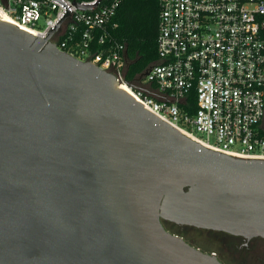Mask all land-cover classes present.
<instances>
[{
    "label": "water",
    "instance_id": "obj_1",
    "mask_svg": "<svg viewBox=\"0 0 264 264\" xmlns=\"http://www.w3.org/2000/svg\"><path fill=\"white\" fill-rule=\"evenodd\" d=\"M54 1L44 37L0 18V264H226L164 221L264 239V159L206 147L59 49L70 6L99 0Z\"/></svg>",
    "mask_w": 264,
    "mask_h": 264
},
{
    "label": "built area",
    "instance_id": "obj_2",
    "mask_svg": "<svg viewBox=\"0 0 264 264\" xmlns=\"http://www.w3.org/2000/svg\"><path fill=\"white\" fill-rule=\"evenodd\" d=\"M64 1L70 6L74 0ZM120 2L99 0L89 9L71 5L52 41L114 73L146 109L206 147L264 159V0H158V60L144 79L165 94L160 99L125 80V45H106ZM0 8L41 37L65 12L54 0H0Z\"/></svg>",
    "mask_w": 264,
    "mask_h": 264
},
{
    "label": "trees",
    "instance_id": "obj_3",
    "mask_svg": "<svg viewBox=\"0 0 264 264\" xmlns=\"http://www.w3.org/2000/svg\"><path fill=\"white\" fill-rule=\"evenodd\" d=\"M159 15L158 0H121L117 13L106 30L107 46L120 43L126 47L124 59L129 66L126 68L125 80L130 84L142 81L144 78H140L158 60ZM189 101L195 109V97H190ZM164 224L183 226L168 221H164Z\"/></svg>",
    "mask_w": 264,
    "mask_h": 264
},
{
    "label": "rangeland",
    "instance_id": "obj_4",
    "mask_svg": "<svg viewBox=\"0 0 264 264\" xmlns=\"http://www.w3.org/2000/svg\"><path fill=\"white\" fill-rule=\"evenodd\" d=\"M144 81L146 82L145 79ZM134 84L140 87L137 82ZM166 227L183 236L186 241L202 251L216 253L218 258L226 264H263L264 245H260L259 241L254 242L257 245L249 251L248 255V247L245 250H239L233 244L236 240L226 233L190 226L173 227L167 224Z\"/></svg>",
    "mask_w": 264,
    "mask_h": 264
},
{
    "label": "flooded vegetation",
    "instance_id": "obj_5",
    "mask_svg": "<svg viewBox=\"0 0 264 264\" xmlns=\"http://www.w3.org/2000/svg\"><path fill=\"white\" fill-rule=\"evenodd\" d=\"M217 232H222V231H217ZM223 233H226V232H223ZM226 234H228L231 238L236 240L235 243H233V244L235 246H237V248L239 250H245L248 247V255H249V251L251 249H254V247L257 245V244L255 245L254 242L257 243L259 241V242H261L260 245H264V239L260 238V237H254V238H251V239H246L243 236H236V235H232V234H229V233H226ZM262 259H263L262 261H263V264H264V257Z\"/></svg>",
    "mask_w": 264,
    "mask_h": 264
},
{
    "label": "bare ground",
    "instance_id": "obj_6",
    "mask_svg": "<svg viewBox=\"0 0 264 264\" xmlns=\"http://www.w3.org/2000/svg\"><path fill=\"white\" fill-rule=\"evenodd\" d=\"M0 18L3 19V20H6V21L12 22V23H16V22L13 20V18H12L8 13H6L2 8H0ZM16 24H17V23H16ZM22 28L25 29L26 31H29V32H31V33H34V31L31 30V29H29V28H26V27H23V26H22ZM121 88L124 89V90H126L127 92H129L132 96L135 95L134 92H133V90L130 88L129 85H127V84H122V85H121ZM173 126L176 127L177 129H179L180 131H183L182 128H180V127H178V126H175V125H173ZM184 133H185V132H184ZM187 134H188L189 136L193 137L194 139H198V141H199V138H197L196 136H194V135H192V134H189V133H187Z\"/></svg>",
    "mask_w": 264,
    "mask_h": 264
},
{
    "label": "crops",
    "instance_id": "obj_7",
    "mask_svg": "<svg viewBox=\"0 0 264 264\" xmlns=\"http://www.w3.org/2000/svg\"><path fill=\"white\" fill-rule=\"evenodd\" d=\"M136 82L138 83L140 88L144 89L146 92H148L149 94H151L155 98L160 99V98L165 97V94L158 91L153 84H150V83L145 82L143 80L142 81H136Z\"/></svg>",
    "mask_w": 264,
    "mask_h": 264
}]
</instances>
